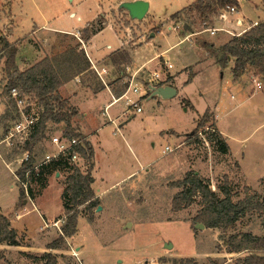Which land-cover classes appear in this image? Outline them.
Returning a JSON list of instances; mask_svg holds the SVG:
<instances>
[{
    "label": "rangeland",
    "instance_id": "1",
    "mask_svg": "<svg viewBox=\"0 0 264 264\" xmlns=\"http://www.w3.org/2000/svg\"><path fill=\"white\" fill-rule=\"evenodd\" d=\"M133 1L136 0H0V36L17 44L15 58L19 71L37 60L33 58L35 54L40 57L52 55L62 50L61 46L57 47L61 42L73 45L78 41L72 36L49 31H39L37 36H30L38 28L75 32L85 22L93 20L96 21L93 28L85 26L89 31L107 24L127 42L129 51L138 47L132 53L133 63L140 65L156 52L165 50L173 66L171 72L184 69L175 80L177 92L173 98H149L148 91L144 96L148 98L139 103V112L136 109L128 111L117 128L104 122L97 134L89 137L97 158V168L92 172L95 181L92 187L95 195H99L98 207L101 209L88 211L81 208L75 238L66 239L57 250H47V245H41L33 252L23 247L21 251L24 252L18 248H1L4 261L1 260L0 264H44L45 261L39 259L44 253L53 255L56 264H79L73 257V252H78L77 247H81L78 258L82 264H173L181 258H194L199 264H236L244 257L242 253L227 252L220 240L221 231L200 229L196 225L193 228L192 221L201 209L198 203L173 212L171 201L178 191L173 184L182 180L189 171L207 181L220 198H223L220 189L227 181L233 202L244 198L245 193H256L264 199V88L255 91L253 88L256 83L263 85L264 80L250 70L234 86L230 70H221L205 62L202 49L195 44L208 40L218 45L217 39L226 40L242 34L253 24L248 21L264 20V0L242 1V25L237 24L233 14L227 15L229 22L215 17L211 23L199 22L195 14L189 15L185 20L193 23L199 34L180 44L176 43L183 38L179 36L183 25L172 15L193 0H141L148 3V11L141 21L131 20L121 7L122 3ZM72 14L73 17L70 16ZM78 17L81 21L77 20ZM212 23L219 29L214 35L207 31ZM225 23L231 27L234 25V28L222 26ZM176 25L179 29L174 30ZM83 30L79 35L81 39L85 37ZM151 34L153 37L150 38ZM141 37L142 45L138 46ZM105 44H117L116 35L108 27L92 40V46L98 49ZM4 60L0 62V120L8 108L7 97L2 94ZM150 67H154V63ZM140 76L146 89L148 80L153 77L147 71L140 72ZM109 78H106V83H109ZM186 81L189 82L185 84ZM128 97L136 101L137 95L130 92ZM124 103L123 100L119 105L124 106ZM212 110L217 115L218 128L226 136L232 157L228 152L220 151ZM205 112L209 113L207 122L193 135L197 121L203 119ZM12 116V120L0 123V139L16 122V115ZM63 131L61 124H48L45 139L33 150L34 177L28 185V195L50 224L42 233H47L51 241L59 237L65 221L61 195L67 174L74 167L81 173L88 168L83 158L79 159L78 166L64 161H59L58 165L54 161L43 162L45 154L56 153L49 140L63 134ZM24 140L25 137L17 136L10 148L5 143L0 144V152L11 167L15 165L14 169L20 167ZM165 147L170 151L163 152ZM51 164L55 165L54 168L48 167ZM130 173L132 175L127 182L115 185L122 179L125 181ZM19 188L13 173L0 162L1 209L10 206ZM25 195L26 200H30ZM240 232L260 235V217L256 214L246 216L234 231L223 235L227 237ZM18 240L19 243L22 241ZM37 245L38 242L34 247ZM43 249L45 251L41 252Z\"/></svg>",
    "mask_w": 264,
    "mask_h": 264
},
{
    "label": "trees",
    "instance_id": "2",
    "mask_svg": "<svg viewBox=\"0 0 264 264\" xmlns=\"http://www.w3.org/2000/svg\"><path fill=\"white\" fill-rule=\"evenodd\" d=\"M238 2L239 0H194L185 8L174 13L172 17L182 23V34L194 33L193 23L185 20L189 15L195 14L199 22L211 23L212 18L218 17L226 7L238 9ZM83 33H85V37L82 40L88 41L91 32L86 27ZM16 46V43H11L0 36V62L1 59H5L2 68L5 79L2 94L7 97L8 107L5 115L1 117L0 123L10 121L13 119L12 115H16L15 102L9 97V91L13 88L33 97L41 108L38 122L29 139L24 143V151L27 152L29 159L27 162H23L14 173L18 182H28L29 185L33 181V150L38 143L45 139L48 124L63 125L64 136L78 140L76 150L88 163L85 173L73 168L65 178V187L61 195L64 225L60 229L59 237L46 247L47 250H57L64 245L66 239L75 235L81 208L91 211L99 205V200L92 187L93 149L80 132L79 127L72 123L74 110L70 106L69 100L60 96L59 90L65 84L83 75L87 82H91L93 90L98 91L103 87L96 82V76L90 70V62L79 45L73 46L61 42V51L44 57L24 71L17 69ZM198 46L221 70L229 69L233 81H238L245 72L250 70H254V74L264 80V21L240 35H233L220 45L201 40L198 42ZM208 117L209 113L205 112L203 119L197 121L193 135L203 128ZM216 141L220 144L221 153H227L229 148L219 134L216 135ZM54 162L57 163L55 165L60 164L59 161ZM55 165L51 164L48 167ZM173 186L178 189L171 201L173 212L182 211L196 203L201 206L192 221L193 228L194 225L201 224L205 229L219 230L225 234L230 230L234 231L237 224L246 216L256 214L260 217L262 227L260 235L240 232L224 237L222 234L220 240L229 254H244L242 259L236 261V264H264V199L256 193H245L244 198L233 202L227 181L220 189L223 195V198H220L210 189L208 182L199 178L193 171L187 172L184 178L175 182ZM28 190V186L25 192L20 185L18 206L26 202L25 194L31 200ZM10 220L9 216L0 214V245L17 246L19 244L18 235L11 228ZM2 259L3 254L0 251V260ZM39 259H43L44 264H56V258L50 253H44ZM173 264L199 263L194 258H181L178 261H173Z\"/></svg>",
    "mask_w": 264,
    "mask_h": 264
},
{
    "label": "crops",
    "instance_id": "3",
    "mask_svg": "<svg viewBox=\"0 0 264 264\" xmlns=\"http://www.w3.org/2000/svg\"><path fill=\"white\" fill-rule=\"evenodd\" d=\"M242 1L244 0H239L238 2L239 7L237 9V12L236 14H233L235 15L236 21L239 19L243 20V18L240 16ZM228 15L230 16V14ZM70 16L73 17L74 15L72 14ZM77 20L81 21V18L78 17ZM224 20L228 21L227 16ZM93 21L85 22L84 25H82V27H80L75 32L62 31V30L61 31H51V30H47L43 28L41 29L38 28L36 31L30 34V36H33V35L37 36V32L39 31H43V32L49 31V32L68 35V36H72L76 38L78 41H74L75 43L73 44V46L79 45L80 48L83 49V51L85 52L90 62V67H91L90 70L96 76V82L101 84L103 87L101 90H98V91L93 90V86H91V82H87L85 79V75H83L65 84L59 90L60 96L64 99H68L70 102V106L74 110V116L72 117L73 124L79 127L80 132L85 136L87 142H89V144L91 145L93 149L92 162H93V170H95L97 168L96 151L93 148L91 142L89 141V137L92 136L93 133L97 134V131L100 130L104 122L117 128V124L118 125L121 124V122L123 121V118H125L126 116L125 114L128 111L131 112L132 109H136L132 106L131 103H137V106L139 107V103L142 99L148 98V97L150 98V96L144 97L145 95H147V92L149 91L148 89L149 86H154V87L170 86L176 90V88L174 87L175 80L178 75L184 72L183 71L184 69L178 72L176 71L175 73L171 72V70L173 69V66L170 64L168 57L165 55L166 54L165 50L162 52H156V54L152 58L146 60L140 65L133 63L132 53L138 47L135 48L134 50L129 51L126 48L127 42L124 41L122 37H120V35L117 34L116 31L113 30V28L107 24L106 26H102L101 28L90 31L91 32L90 39L88 41H83L79 37L80 31L83 28L85 29L86 25L89 28H93V26L96 24V21L95 22ZM262 21L264 20H253V21H248V22L256 23V22H262ZM176 26L179 29V25H176ZM222 26L234 28V25H232L231 27V24L229 23L222 24ZM105 27L112 29V31L116 35L117 44L115 46L111 44H105L103 47L99 49L95 48L94 46H92V40L95 37H97L100 33H102ZM209 29H217V28L215 25L213 26V23H212ZM198 32L199 31L194 29V33H184L182 35L180 34L179 36H182L183 38L179 40L176 44H180L183 41L189 40L191 36L199 34ZM216 32H219V29H217ZM226 32L229 34H232L230 31H226ZM151 37H153V34L150 35V38ZM142 41L143 39L141 37L138 41L140 43L138 46L142 45ZM217 41H218V45H220L224 43L225 41H227V39L226 40L217 39ZM211 42H214V41H211ZM195 44L196 46H198V42L197 43L195 42ZM215 45H217V43H215ZM58 46H60V44H58L57 47ZM40 52L43 53L42 51ZM202 52L204 55L203 60L205 62L206 61L210 62L218 67V65L213 60L209 59L206 56L203 49H202ZM46 56H50V55H43L40 57L38 53L35 54L33 58H37V60L36 61L34 60L33 62H31V64H29L25 69H22L21 71L28 69L30 66L39 62ZM161 61H163L162 62L164 66L163 68H162V64L160 63ZM152 63H154V67H150ZM94 69L100 74L102 81L96 75V73L94 72ZM130 71L131 73H129ZM146 71L150 73V76H152L153 79L148 80L149 85H147L146 89H144L143 84L141 83V79H140L141 78L140 72L145 73ZM248 72L249 71L245 72L242 75V77L247 75ZM108 77H110L108 81L109 83H106V78ZM220 77L222 79L223 75L220 74ZM189 79L191 80V78ZM110 81L114 83H110ZM152 81L154 83H151ZM232 82L234 86H236L238 83V81H233V79H232ZM186 83L187 81L185 82V84ZM257 84L259 83H256L255 87H253L255 88L254 91L262 90L264 88V83L263 85H261L262 83H260L259 88L257 87ZM121 86H122V89H121ZM134 88L136 89V91H133ZM242 91L246 92L245 89H242ZM130 92H132L134 95L135 94L137 95V98L134 99L136 101H133V99L128 97ZM251 94H253V92ZM152 98H158V97H152ZM123 100L125 101L124 106L128 108L126 110L124 106L119 105L120 102ZM162 100H169V99H162ZM129 106H132V107L129 108ZM114 107H116V109H114ZM212 112L214 113V117H215L216 132L225 140V143H226V136L218 128L217 123H216L217 115L214 110H212ZM132 117L133 115H130V118ZM179 142H181V140H179ZM228 148H229L228 154H230V156L232 157L230 147L228 146ZM0 162H1V165L5 169L10 170L14 175L17 168L15 169L13 168L15 167V165L11 167V165L8 164L9 162L6 160V158H4L1 152H0ZM131 175L132 173H130L127 177H125V181L122 179L120 182H117L115 185L117 184L121 185L124 182H127V180H129L128 178ZM14 178H15V175H14ZM94 184H95V181L93 179V185ZM103 193L104 192H102V194ZM96 197L99 198V195L96 194ZM18 203H19V193L17 192L12 197V201L9 207L4 208V209L0 208V214L6 217L7 216L10 217L11 228L16 231L18 235V239L22 241L17 246L0 245L1 246L0 250L1 248L2 250H12V249L18 248L17 249L18 251L24 252V251H21V247H23V248H27L29 252H33L32 251L33 249H36V248L38 249L40 248L41 245H48L52 239L51 240L48 239L49 237L48 235H46L47 233L46 234L42 233L45 229H48L50 227V224L48 223L44 213L39 210L36 203L32 200H26V202H24L23 205L21 206H18ZM17 214L19 215L18 218H17ZM75 236H76V233L74 236H72V239L75 238ZM37 242H38V245L34 247L35 243ZM25 243L27 244L25 245ZM80 249L81 247H77L76 249L78 250V254L80 253L79 252ZM44 251L45 249L41 250V252H44ZM2 260L4 261V259Z\"/></svg>",
    "mask_w": 264,
    "mask_h": 264
},
{
    "label": "built area",
    "instance_id": "4",
    "mask_svg": "<svg viewBox=\"0 0 264 264\" xmlns=\"http://www.w3.org/2000/svg\"><path fill=\"white\" fill-rule=\"evenodd\" d=\"M237 9L234 7H226L224 10L220 12L218 17L220 19H225L228 14H236ZM243 20H237L238 25H242ZM257 23H253L249 28L256 26ZM248 28V29H249ZM174 29H178V27H174ZM247 29V30H248ZM217 29H207V31L213 35L216 32ZM247 30H244L243 33ZM240 35V34H238ZM96 75L99 77V79L102 81L100 74L95 71ZM257 87L259 88L260 85L257 84ZM133 91H136L134 88ZM9 97L15 102L16 106V122H14L11 126V128L7 129L6 134L3 136L2 139H0V144L5 143L7 147H11L14 145V138L19 136L23 139L25 137V141L29 139V136L32 134L39 118V113L41 112V108L38 106L36 101L33 97L21 93L18 89H11L9 91ZM134 108H136V112L140 111V108L137 106V103H131ZM78 143V140L75 138H67L64 136V134L53 136L49 140V145L53 146L55 150V155L45 154L43 157L44 163H50L52 161H64L68 162L70 164H74L78 166V161L80 158H82L79 154V152L76 150V145ZM170 148L165 147L163 152H169ZM29 159V156L26 151H24V154L22 155V158L20 160L19 165L23 162H27ZM18 169V168H17ZM16 169V170H17ZM74 169H77L74 167ZM79 170V169H78ZM15 175V174H14ZM27 178V174H26ZM17 180V178L15 177ZM18 181V180H17ZM23 190L27 191L28 182L19 183ZM19 215L17 214V218ZM73 257L76 258L77 262L79 264H82L78 258V252H73Z\"/></svg>",
    "mask_w": 264,
    "mask_h": 264
},
{
    "label": "water",
    "instance_id": "5",
    "mask_svg": "<svg viewBox=\"0 0 264 264\" xmlns=\"http://www.w3.org/2000/svg\"><path fill=\"white\" fill-rule=\"evenodd\" d=\"M121 7L126 10L129 18L135 21H141L148 11V3L141 0L122 3ZM148 89L150 91V98L158 97L161 99H171L176 95V90L170 86H149ZM100 209V207H97V211ZM196 227L200 229L204 228L201 224H197ZM166 248L169 249L170 246H166Z\"/></svg>",
    "mask_w": 264,
    "mask_h": 264
}]
</instances>
